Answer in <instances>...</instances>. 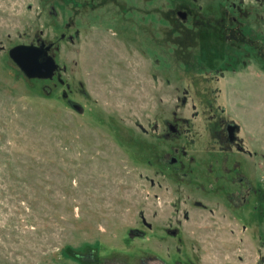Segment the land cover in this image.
<instances>
[{
	"label": "rangeland",
	"instance_id": "374dc122",
	"mask_svg": "<svg viewBox=\"0 0 264 264\" xmlns=\"http://www.w3.org/2000/svg\"><path fill=\"white\" fill-rule=\"evenodd\" d=\"M126 27L71 4L0 0V264H153L149 240L127 237L141 212L149 219L155 168L148 162L157 161L162 147L160 131L151 128L176 112L191 118L203 139L207 115L192 119L197 99L185 107L177 101L189 80H180L176 59L167 86L163 63H155L159 46L146 35L137 46L113 32ZM75 30L73 43L60 39ZM36 39L58 45L53 53L66 67L62 79L75 90L81 83L86 93L78 95L82 115L58 86L26 79L8 57L14 46L36 45ZM233 98L219 102L264 146V95L250 92L237 111ZM153 245L166 258L165 244ZM237 255L254 264L255 250H235V261Z\"/></svg>",
	"mask_w": 264,
	"mask_h": 264
},
{
	"label": "flooded vegetation",
	"instance_id": "af4514ba",
	"mask_svg": "<svg viewBox=\"0 0 264 264\" xmlns=\"http://www.w3.org/2000/svg\"><path fill=\"white\" fill-rule=\"evenodd\" d=\"M51 2L119 18L127 31L113 32L128 36L135 45L139 35L148 36L159 46L161 58L155 63H163L165 84L175 79L173 58L183 68L180 80H189L177 101L185 107L189 99H197L198 105H191L192 119L207 115L203 139L191 118H178L176 112L172 120L153 124L151 132L160 131L162 147L155 152L157 161L148 162L155 168L148 179L149 219L141 212L128 239L149 240L152 248L146 252L153 264H218L220 255L223 264H245L241 256L232 258L235 250H255L254 264H264V146L244 134L241 122L219 102L234 97L237 111L250 92L264 95V0ZM78 36L75 30L74 36L61 33L60 39L73 43ZM45 45L51 46L49 54L58 47ZM65 72L59 65L53 79L46 81L60 88V96L66 91L81 105L78 95L86 93L81 83L77 90L66 83ZM43 89L52 92L50 86ZM153 244H165L166 258Z\"/></svg>",
	"mask_w": 264,
	"mask_h": 264
},
{
	"label": "water",
	"instance_id": "95a60500",
	"mask_svg": "<svg viewBox=\"0 0 264 264\" xmlns=\"http://www.w3.org/2000/svg\"><path fill=\"white\" fill-rule=\"evenodd\" d=\"M3 47H0V51ZM51 46L45 45V42L38 41L36 45H17L8 51V57L12 63L19 69L22 75L28 80H52L54 74L59 70V65L55 61L54 53L49 54ZM60 83L63 81L58 76ZM46 93V90L43 89ZM61 98L67 101L68 106L78 114L84 113L82 105L72 102L66 91H63Z\"/></svg>",
	"mask_w": 264,
	"mask_h": 264
}]
</instances>
